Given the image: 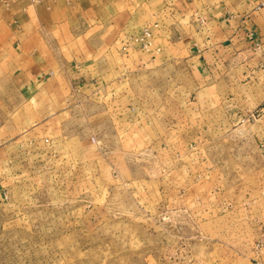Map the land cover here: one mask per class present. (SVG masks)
Returning <instances> with one entry per match:
<instances>
[{
    "label": "rangeland",
    "instance_id": "obj_1",
    "mask_svg": "<svg viewBox=\"0 0 264 264\" xmlns=\"http://www.w3.org/2000/svg\"><path fill=\"white\" fill-rule=\"evenodd\" d=\"M26 2L50 78L0 68V264H264V0Z\"/></svg>",
    "mask_w": 264,
    "mask_h": 264
},
{
    "label": "crops",
    "instance_id": "obj_2",
    "mask_svg": "<svg viewBox=\"0 0 264 264\" xmlns=\"http://www.w3.org/2000/svg\"><path fill=\"white\" fill-rule=\"evenodd\" d=\"M25 1V2H24ZM8 0L9 10L18 13L19 25L13 26L9 22L6 26H10L11 32L9 40L6 42L8 45L7 51L0 50V68L4 70L5 74L10 77L11 85L22 93L33 92L40 85L44 84L50 77V72L47 67H44L41 61H38L39 56H46L43 53L44 49L40 45L44 44V40H40L38 28L41 17L38 15L33 20L35 28L29 32V17H28V4L26 0ZM87 0H45L40 9L47 10L49 7L52 10L61 9V7L85 10V2ZM69 2V5L67 4ZM37 9L39 6H36ZM39 11V10H37ZM36 30V31H35ZM41 60V59H40Z\"/></svg>",
    "mask_w": 264,
    "mask_h": 264
},
{
    "label": "built area",
    "instance_id": "obj_3",
    "mask_svg": "<svg viewBox=\"0 0 264 264\" xmlns=\"http://www.w3.org/2000/svg\"><path fill=\"white\" fill-rule=\"evenodd\" d=\"M38 0H33V2H37Z\"/></svg>",
    "mask_w": 264,
    "mask_h": 264
}]
</instances>
